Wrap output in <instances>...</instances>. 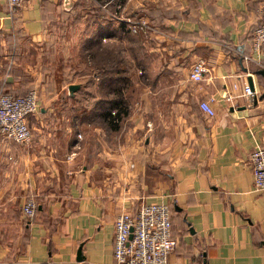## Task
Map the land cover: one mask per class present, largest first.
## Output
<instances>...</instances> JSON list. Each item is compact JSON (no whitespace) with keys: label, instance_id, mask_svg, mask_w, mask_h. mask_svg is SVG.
I'll return each mask as SVG.
<instances>
[{"label":"crops","instance_id":"obj_1","mask_svg":"<svg viewBox=\"0 0 264 264\" xmlns=\"http://www.w3.org/2000/svg\"><path fill=\"white\" fill-rule=\"evenodd\" d=\"M73 2L25 0L9 15L0 0V79L23 92L15 75L2 77L12 51L38 102L27 144L0 139V264H113L115 216L151 202L169 208L166 264H264V190H253L246 162L264 147V80L255 74L264 43L251 45L261 0H126L123 14L167 16L141 15L151 28L134 35L146 76L115 133L78 122L80 107L60 101L61 61L75 63L70 50L85 27V8L70 10ZM197 61L204 72L193 81ZM248 77L251 95L241 93ZM209 99L210 117L197 107ZM27 198L37 207L31 220L20 211Z\"/></svg>","mask_w":264,"mask_h":264},{"label":"trees","instance_id":"obj_2","mask_svg":"<svg viewBox=\"0 0 264 264\" xmlns=\"http://www.w3.org/2000/svg\"><path fill=\"white\" fill-rule=\"evenodd\" d=\"M125 1L117 0L120 4ZM105 3L110 10L114 9V3L108 4L109 0H74L72 4L70 10L85 8V27L77 46L70 50L75 63L69 65L62 60L61 69L65 85L76 82L78 87L66 96L65 92L61 94L60 101L63 107L70 104L80 107L78 122L96 124L103 130L115 133L122 128L137 99L136 82L144 81L148 56L138 38L129 33L125 23L111 19L100 8ZM143 13L152 20L167 16L158 8L144 7L135 8L125 15L135 17ZM103 37L105 41H101ZM135 68H140L139 75L134 76ZM65 69L69 71L67 74ZM4 87L7 89L5 92L14 96L26 92H18L6 83ZM36 211L37 207L33 217Z\"/></svg>","mask_w":264,"mask_h":264},{"label":"built area","instance_id":"obj_3","mask_svg":"<svg viewBox=\"0 0 264 264\" xmlns=\"http://www.w3.org/2000/svg\"><path fill=\"white\" fill-rule=\"evenodd\" d=\"M7 12L11 15L19 4L25 0H4ZM114 9L109 10L107 3L100 8L107 16L115 21L125 23L129 33L146 34L151 30L148 22L141 16L123 14V4L117 0ZM105 41V38H101ZM264 43V0L260 2V20L251 34V45L256 50ZM204 72L200 61L193 63L188 71V78L193 81L201 80ZM140 73L137 71V74ZM241 93L251 95L247 84H243ZM226 97V95H223ZM209 100H200L198 109L206 116L213 115ZM37 111V95L34 89L27 90L23 95L14 96L0 90V139L16 144H27L31 133L27 117ZM147 130L151 123L146 122ZM74 153L67 156L72 159ZM252 188L254 191L264 190V147L254 146L247 157ZM35 201L27 198L21 205L20 211L24 218L31 220L35 211ZM169 208L165 203H141L134 214L118 213L113 220L112 259L113 264H166V257L175 246V239L170 234Z\"/></svg>","mask_w":264,"mask_h":264},{"label":"rangeland","instance_id":"obj_4","mask_svg":"<svg viewBox=\"0 0 264 264\" xmlns=\"http://www.w3.org/2000/svg\"><path fill=\"white\" fill-rule=\"evenodd\" d=\"M8 56H9V62L5 61V63L2 65V77H5V75L7 76H11L14 74L17 78V81H18V84L16 85V87H20V88H23V92L29 90V89H34L36 91V95H37V86H35L33 83H32V76L27 73L26 71H23L20 67L21 66H14L12 64L11 61L14 60V57H15V54L11 51L8 53ZM63 62V61H62ZM18 66V67H17ZM62 69L60 68L59 69V72H60V84L58 85V87H60V90H59V94H63L64 92H68L67 91V85H65V82L63 80V73H62ZM66 72V74L69 72L68 69H65L64 70ZM78 86V85H77ZM48 87V96H50V93H52L53 91V86L52 85H49L47 86ZM0 90L1 91H5L4 89V82H3V79L1 78L0 79ZM38 104V102H37ZM38 107V106H37ZM146 122H149V120L145 121L144 123ZM144 128H145V124H144ZM31 132V131H30ZM69 155V153L64 157L66 159V157Z\"/></svg>","mask_w":264,"mask_h":264},{"label":"water","instance_id":"obj_5","mask_svg":"<svg viewBox=\"0 0 264 264\" xmlns=\"http://www.w3.org/2000/svg\"><path fill=\"white\" fill-rule=\"evenodd\" d=\"M255 74H258L262 77V79L264 80V70H257L255 71ZM247 81H248V86L250 88V90L252 91V86H251V79L248 77L247 78ZM78 86L76 84H69L67 85V91L68 92H71L73 91L74 89H76ZM264 96V94H261V97ZM253 101H255V97L253 98ZM79 254V251L76 252V256Z\"/></svg>","mask_w":264,"mask_h":264}]
</instances>
